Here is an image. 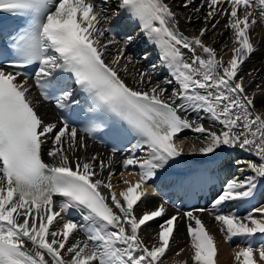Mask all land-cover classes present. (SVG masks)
Here are the masks:
<instances>
[{
	"label": "snow or ice",
	"instance_id": "snow-or-ice-1",
	"mask_svg": "<svg viewBox=\"0 0 264 264\" xmlns=\"http://www.w3.org/2000/svg\"><path fill=\"white\" fill-rule=\"evenodd\" d=\"M194 2L176 7L202 19L197 35L180 29L169 0H0V13L16 18L0 22V264H187L176 260L184 249L168 257L181 221L192 264H217L216 238L197 214L204 212L226 243L244 241L236 261L257 264L258 253L264 262V242L257 243L264 203L256 206L264 199V80L253 79L257 69L242 74L258 50L253 31L264 26V0ZM221 19L230 33L231 46L220 49L231 52L227 61L204 40L223 35ZM141 39L156 49L157 63L138 67L148 54L129 49ZM33 88L44 101L55 97L58 122L45 123ZM105 129L128 146L106 160L79 156ZM185 156L209 164L224 156L219 169L234 166L239 175L221 185L211 209L168 215L164 202L140 210L150 184ZM125 174L135 181L122 179L127 187L115 190L113 178ZM238 204L251 207L243 215L224 210ZM165 216L145 243L142 229Z\"/></svg>",
	"mask_w": 264,
	"mask_h": 264
},
{
	"label": "bare ground",
	"instance_id": "bare-ground-1",
	"mask_svg": "<svg viewBox=\"0 0 264 264\" xmlns=\"http://www.w3.org/2000/svg\"><path fill=\"white\" fill-rule=\"evenodd\" d=\"M170 3L173 5L174 11H177L179 15V26L180 29L187 35H197L198 30L200 27H202L203 21L202 19H197L195 14L192 12L191 8L184 9V8H177L176 4L181 3V0H169ZM200 0H195L194 4L192 7H196L199 5ZM207 9H204L201 13L200 16L202 17ZM188 16H193V22L189 23L187 22V17ZM225 21L221 19L220 24L217 26L216 33L223 32V35H215L212 32H209L206 37L204 38L205 43L212 45L215 47L220 53V55H223L224 60L227 61L230 56L231 52L226 51V52H220L222 44L227 41L229 44V47L231 46V41L228 40V36L230 35L229 32H225L223 29ZM253 38L254 41L258 44V50L251 56V58L244 64L243 66V73L246 74L248 72H251L253 69H257L253 75V79H255L256 82H260L264 80V26H260L259 24L255 27L253 31ZM215 40V43L213 41ZM129 51L135 55L141 56L144 55V53L148 54V60L142 61L141 65L138 67H147L149 64L152 63H157L158 62V53L157 51L154 52V47L150 44H148L145 40L141 39L140 41L137 42V44L133 45ZM147 63V65H146ZM167 72L162 71L161 73V78L163 76H166ZM131 81L129 80V83ZM251 90V89H250ZM32 96L39 101L37 104V110L38 113L43 117L45 123H50V122H57V114H56V106L55 103L49 105L41 101L38 96L36 95L35 91L32 90ZM257 104V109L261 107L259 100L256 102ZM192 117L195 116V113L191 114ZM185 136L193 137V133L191 132H185L183 133ZM87 139V138H86ZM87 144L88 147L86 150L81 149L78 152V155L83 157V158H91V156L95 154H99V156L102 159H107L108 156L111 155L110 152L107 150L97 146L95 143L91 142L90 140L87 139ZM51 146V142L49 141L45 146H44V159L47 162H51L46 153L48 148ZM124 153L116 155L115 159L117 160V164L115 165V171L119 173L122 171L119 161L123 158ZM237 157H246V153L242 152H237ZM252 158V157H249ZM225 159L224 156H221L215 164H209L203 160L202 157L200 156H185L182 158L181 162L174 165L176 167H184L186 166L187 163H193L196 164L200 167H205L207 165H219L223 160ZM236 170V175H239V172ZM246 174H251V173H246ZM122 179H132L133 182L135 181L136 177H128L127 174H125L124 177H119V175L115 176L113 178V184L115 186V190L119 191L123 188H126V185H123L122 183H117L118 181H121ZM161 182V179H160ZM220 189V188H219ZM218 190H215L212 195L208 196L205 199V204L204 205H194L191 208H186L184 206H174L170 204V199L167 194L163 195L159 191H157L154 186L150 184V187L148 188V191L150 195L147 197V200L140 205V210H151L154 209L155 206H157L160 203L167 202V208H168V215H171L177 211L180 213H184L186 211H192L196 208H212L211 204V199L213 196L216 194ZM259 203H264V199L258 198V203L256 206L259 205ZM251 205L248 204H238V205H228L224 210L227 211L231 208H235L241 215L245 214L249 209ZM198 215L201 216L202 220L204 221L205 225L209 229V231L215 236L216 242H217V247L219 249V256H218V261L217 264H240V262L235 260V252L240 250V247L245 246L244 241H242L239 238H234L230 243H226L224 241L223 236L219 232V227L220 225L217 224V222L214 220L213 216L210 215L208 212L204 213H197ZM164 219H167V216L158 218L154 222H150L149 225L145 228L142 229L141 231V236L145 240V243L151 244L153 243L152 236L158 232V225L163 222ZM264 242V237H257V243ZM180 249H184L183 252H180V255L176 257V260L178 261H187V264H192L191 261V249H190V241L189 237L187 234V228L184 223V221H181L180 224V230L179 233L176 234L175 237V243L172 244L171 247V252L168 253L169 261H171V258L174 253L179 251ZM255 259L257 260V264H262L261 261H259V255L258 253L255 254Z\"/></svg>",
	"mask_w": 264,
	"mask_h": 264
},
{
	"label": "rangeland",
	"instance_id": "rangeland-1",
	"mask_svg": "<svg viewBox=\"0 0 264 264\" xmlns=\"http://www.w3.org/2000/svg\"><path fill=\"white\" fill-rule=\"evenodd\" d=\"M262 264H264V262H262Z\"/></svg>",
	"mask_w": 264,
	"mask_h": 264
}]
</instances>
